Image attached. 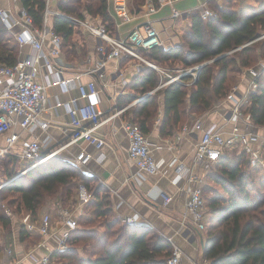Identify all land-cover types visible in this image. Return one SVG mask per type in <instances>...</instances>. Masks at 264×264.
Here are the masks:
<instances>
[{
    "label": "trees",
    "instance_id": "16d2710c",
    "mask_svg": "<svg viewBox=\"0 0 264 264\" xmlns=\"http://www.w3.org/2000/svg\"><path fill=\"white\" fill-rule=\"evenodd\" d=\"M18 1L32 17L33 25L40 27L45 0ZM95 1L59 0L57 8L81 18H85L82 13L85 10L87 15L98 16L101 19L98 23L110 21L111 26H106H110V32L115 34L108 0ZM231 1L210 2L209 7L215 15L206 18L193 10L188 16L189 28L181 43L138 49L149 61L168 68L161 73L144 64L130 80L134 92L143 97L137 100L140 96H128L120 100V107L137 100L126 110V117L138 123L145 134L159 117L160 105V134L170 135L185 125L190 113L211 109L216 101L229 93L230 72L255 65L252 63L257 56L252 45L264 33V2L260 8L233 9ZM141 2L139 7L145 0ZM50 26L62 39V52L67 56H85L86 49L80 47L77 52L73 41L76 28L73 21L56 15L51 17ZM18 52L14 35L0 19V64L13 65ZM176 62L184 68L202 65L193 73L182 74L177 80L168 82L169 75L180 73L172 68ZM256 83L257 87L248 92L241 110L252 125L264 127V69ZM3 157H9L7 163L10 165L6 169L0 166L1 171L5 172V179H10L0 187V193H17L18 206L32 222L38 221L42 205L50 196L59 194V205L65 207L76 200L80 184L90 194L84 213L77 218L78 226L71 232L70 247L52 255L59 264H167L171 254L168 240L147 226L128 224L116 217L105 187L88 180L81 166L68 159L51 157L14 177L17 158L7 154ZM246 160L243 153L223 150L214 170L206 175L217 186H208L207 181H203L205 185L201 184L203 197L204 191L211 193L204 198L208 211L202 253L208 264H264V193L258 192L254 185L250 187L249 176L244 170ZM0 228L3 231L1 250L2 241L10 242L12 235L11 216L2 210ZM72 244L76 249H71Z\"/></svg>",
    "mask_w": 264,
    "mask_h": 264
},
{
    "label": "crops",
    "instance_id": "0c3cea01",
    "mask_svg": "<svg viewBox=\"0 0 264 264\" xmlns=\"http://www.w3.org/2000/svg\"><path fill=\"white\" fill-rule=\"evenodd\" d=\"M212 1L218 4L222 3V0H176L172 4L161 5L157 11L150 14L146 12L145 6H141L139 10L137 8L130 9L132 19L128 22H122L114 16L111 0H108V11L114 21L116 36L123 37L134 26L149 20L159 31L161 45L170 47L180 43L179 37L181 35L179 33L181 22L178 20L179 16L173 15V9L181 13L180 17L184 23L183 20L187 19L193 10L199 11L202 5L209 7ZM238 1L245 4L247 2L246 0ZM58 2L59 0H52V6L57 7ZM251 4L253 3L250 2L245 6L257 8L263 3L256 0V3ZM0 8L10 9L15 14L22 7L18 0H0ZM75 27L73 37L78 31L86 33V45L81 41H74L77 52H79L80 47L86 49L85 56H67L61 50V54L54 59V62L58 67L63 68V76L65 77L80 74L78 80L80 82L91 79L96 81L100 91L99 108L102 111V122L96 128V133L104 139V145L97 149L83 139L71 142L73 128L69 125L68 114L63 106L56 107L55 103L56 101H67L71 97H75L78 95V91L76 87L62 91L60 87L54 85L47 90L48 103L45 111L48 120L47 127L41 128L39 125H31L26 129H22L16 126L14 130L19 133V138L8 152H4V148H6L5 138L8 134H0V157L6 154L12 155L19 161V153H21L25 144L34 139L40 142L42 153L50 155L49 158L60 157L74 162L72 158L79 151L84 150L90 153L92 159L89 163L79 166H81L82 172L87 175L88 180L102 184L105 187L116 217L122 219L125 216L137 214L136 224L147 226L165 238H171L183 251L181 264H208V260L204 259L202 253L204 229L199 230L188 222L186 224L182 223L188 192L195 183L189 181L188 176L182 177L177 183H173V178L179 170L186 171L187 169L189 174L196 175L203 183L211 166H204V163L195 157L200 131L185 132L183 127L185 125L191 126L195 121H200L204 128L214 126L223 135H228L231 131L229 109L232 107L229 95L235 93L239 97H245L252 90L250 82L253 77L248 68L235 73L230 72L231 89L229 93L210 110L202 114L190 113L185 125L182 128L180 126L181 129L174 130L170 135L160 134L162 115L160 105L158 109L159 117L156 118L150 131L146 134L150 142L151 153L159 163V169L152 174L142 173L140 175L135 161L128 156V138L122 128L123 121L127 119L126 110L137 100L135 99L136 101L126 103L121 107L119 103L120 100H124L128 96H134L135 92L131 87L130 80L144 64L134 58L121 57L105 62L102 77L85 74L84 71L93 67L96 61L99 60L95 51L97 38L81 27ZM14 31L16 32L18 29L16 28ZM21 50L23 53L32 52L31 48L26 45ZM256 69L258 70V77L264 69V63ZM78 102H85V100L79 99ZM237 123L240 129L257 133L260 136V141L253 143L248 149L243 145L236 144L227 147L226 150L230 152L234 148H238V151L234 150V152L244 154L247 159L244 170L246 172L249 170L247 175L250 174L254 182L255 176L258 175V183L255 184L258 190L264 193V179L260 177L264 173V161L261 159L262 161H259L260 163L257 166H252L254 164L250 162L251 157H253L250 148L254 151L257 147H263L264 145V127H256L252 124L246 125L241 120H238ZM100 154H103V157L98 161L96 157ZM252 170H255V173L253 171L254 175ZM262 176L264 178V175ZM164 194L171 197L167 204L163 201ZM71 208L74 216H78L77 218L84 213V209ZM45 209H42V211L49 212L51 215V234L46 239L49 251L42 245L39 233L35 229H29V225H35L38 221L32 222L29 215L26 214L13 226L10 242L9 240L7 242L2 241L0 264H36L43 254L50 252L51 256L54 255L57 251L55 238L56 235L61 233L63 223L58 212L54 211V206ZM42 211H40L38 218L44 213ZM187 220L189 221L190 217ZM20 230L24 232L20 234ZM74 248L76 249V246L72 244L71 249ZM79 253L84 257L82 251L79 250ZM54 258L57 257L54 256Z\"/></svg>",
    "mask_w": 264,
    "mask_h": 264
},
{
    "label": "built area",
    "instance_id": "2783aa9c",
    "mask_svg": "<svg viewBox=\"0 0 264 264\" xmlns=\"http://www.w3.org/2000/svg\"><path fill=\"white\" fill-rule=\"evenodd\" d=\"M174 1L176 0H145L143 6L146 7V12L150 14L157 11L161 5L172 4ZM111 4L116 18H119L122 22H128L132 19L128 0H111ZM199 12L202 18L215 15L214 11L207 5H202ZM56 15L70 19L75 26L81 27L97 38L95 51L99 60L96 61L93 67L84 71L85 74L102 77L105 62L126 56L165 73L157 64L146 59L138 51L140 48L148 50L161 44L159 31L152 21L146 20L142 24L134 26L125 36L119 37L112 34L104 23H92L87 18L67 14L57 7L54 8L52 0H45L43 21L40 27L33 25L32 17L23 8L15 14L10 9L0 8V19L6 29L12 32L20 49L17 61L13 65L0 64V134H8L5 138L6 148H4V152H8L19 138V133L14 130L16 126L22 129H26L31 125H39L41 128L47 127L48 120L45 116L48 103L47 90L54 85L60 87L62 91H67L71 87H76L78 91V95L75 97H71L67 101H56L55 103L56 107L63 106L68 114L69 125L73 128L71 142L83 139L97 149L104 145V139L96 133V128L102 122V111L99 108L100 91L96 81L91 79L80 82L78 81L80 74L65 77L63 76V68L58 67L54 62V59L61 54L62 50V39L50 26L51 17ZM173 15L178 17L181 13L173 9ZM16 28L18 31L15 32ZM25 45L29 46L32 52L23 53L21 49ZM197 68L198 65L193 68H186L175 76L169 75L168 82L177 80L182 74L193 73ZM248 70L253 77L250 82L251 89H255L257 87L258 70L254 67H250ZM246 98L247 95L245 97H239L235 93L229 95L232 102V107L229 109L231 131L226 136L214 126L204 128L200 121H195L191 126L185 125L183 127L185 132L200 131L195 157L197 160L202 161L204 166H213L221 156L222 151L227 147L239 144L248 149L253 143L260 141V136L257 133L242 130L237 123L238 120H241L246 125L251 124L249 118L241 110V105L246 101ZM79 99H84L85 102L79 103ZM139 99L141 97L137 100ZM122 128L128 138V156L135 161L138 174L157 172L159 163L154 159L147 135L141 130L138 123L126 119L122 123ZM250 150L253 155L250 162L254 164L260 159L263 148L259 146L254 151L252 148ZM49 157L50 155L42 153L40 142L37 139L28 142L19 153V158L25 163V167L18 175L44 162ZM102 157L103 154H100L96 159L99 161ZM72 159L74 163L83 166L89 163L92 155L82 150ZM182 171V169L179 170L174 176L173 183H177L184 176H188L189 181L195 183L188 192L182 223L186 224L188 222L197 229L203 230L205 228V200L201 189L202 182L196 175L189 174L187 169ZM6 182L8 181H4L0 173V187ZM163 197L165 204L171 200V197L165 194ZM89 200L90 194L85 186L80 184L75 202L65 207L58 206L60 207L58 214L62 219L63 229L55 238L57 250L70 247L68 240L71 232L78 226V216H74L71 207L84 209ZM188 217H190L189 221L187 220ZM122 220L128 224H136L137 214L125 216ZM29 229H35L39 233L42 245L49 251L46 239L51 234L50 213L44 212L35 225H29ZM166 239L171 245V254L167 259V264H181L182 249L171 238L166 237ZM36 264L59 263L53 259L50 252H47Z\"/></svg>",
    "mask_w": 264,
    "mask_h": 264
},
{
    "label": "rangeland",
    "instance_id": "374dc122",
    "mask_svg": "<svg viewBox=\"0 0 264 264\" xmlns=\"http://www.w3.org/2000/svg\"><path fill=\"white\" fill-rule=\"evenodd\" d=\"M82 1H86V0H81V2ZM87 1H90V2H96L95 0H87ZM142 0H128V7H129V9H138V7H139V3H142L141 2ZM247 2H246V4L245 3H239V1L238 0H232L231 1V3H230V6H232V8L233 9H236V8H239V7H246L245 5H247L248 3H256V0H246ZM259 1H261L262 3L264 2V0H259ZM253 4H251V5H253ZM261 7V5L260 6H257V8H260ZM82 13L84 14V16H85V18H87V19H89L92 23H98V22H100L101 21V19L98 17V16H90V15H87V13H86V11L85 10H82ZM178 20H179V22H181L179 25L181 26V30H179V33H181V35H180V37H179V39H180V43L182 42V40H183V37H184V35L187 33V31H188V28H189V18H187V19H185V20H183L184 21V23L182 22V19H181V17L179 16L178 17ZM105 25H110V21H108V22H105L104 23ZM111 26V25H110ZM110 26H108L107 28L108 29H110ZM77 30V29H76ZM85 34L86 33H82V32H77V34L76 35H74V37H73V41H78V42H80L81 41V43H84L85 45H86V38H85ZM80 45V44H79ZM252 47H253V49H254V52H255V54H256V56H257V58H256V60H255V62H253L252 64H255L254 66H251V67H258V66H261V64H263L264 63V33L257 39V41L252 45ZM143 56V55H142ZM199 66V64H192L191 66H188L187 68H190V67H196V66ZM162 70H164L165 72L168 70V68H167V66L166 65H158ZM172 68H173V70H175L174 72H176V73H178V72H182V71H184L185 69H186V67L184 68L183 67V65H181L180 63H178V62H176L175 64H174V66H172ZM172 68H171V70H172ZM177 70V71H176ZM173 72V73H174ZM231 89V88H230ZM134 96H136V93L134 94ZM143 97L142 96V94H137V97ZM221 100V99H220ZM220 100H218V101H220ZM218 101H216L215 103H214V105L218 102ZM214 105H213V107H214ZM210 110V109H209ZM208 111V110H207ZM206 112V111H205ZM204 113V112H203ZM198 114H202V112L201 113H198ZM234 150H237L238 151V148H234ZM233 150V151H234ZM263 150H264V147H263ZM230 152H232V151H230ZM8 158L9 157H3L2 156V158L0 159V166H2L3 165V167L5 168V167H7V168H9V163H7L8 162ZM264 161V152L262 151V155H261V157H260V159L258 160V161H256L255 163H254V165H252V166H257L260 162L259 161H262V160ZM25 167V164L21 161V160H19V161H17L16 162V166H15V173H14V177H16V176H19L18 175V172H20L23 168ZM214 166H211L209 169H208V171H213L214 170ZM245 168V167H244ZM1 167H0V172H1V176H2V178H3V180L5 181V180H7V178L5 179V172L2 170L1 171ZM6 169V168H5ZM252 169H255V168H252ZM253 171H254V173H255V170H252V173H253ZM248 173H249V170L247 171ZM247 172H246V174H247ZM254 173H253V175H254ZM262 175H264V173L262 174ZM260 176L261 177V179H264L263 178V176ZM248 183H249V185H250V187L252 186V185H254V186H256V188H257V185L255 184V183H258L257 181L259 180L257 177H258V175L257 176H255V182L252 180V178H251V175L250 174H248ZM8 179H10V178H8ZM204 181H207V185L209 186V184L210 185H213V186H217V185H215L214 183H212L210 180H208L207 178H205V180ZM264 181V180H263ZM251 182V183H250ZM7 183V182H6ZM203 185H205V182L203 183ZM262 185V184H261ZM212 187V186H211ZM263 187H264V185H263ZM255 190V189H254ZM257 190H258V188H257ZM257 190H255V192L257 191ZM264 190V189H263ZM258 192H260V190H258ZM210 192H208L207 190L206 191H204V198L205 199H207L206 197H208V196H210ZM17 196V193H15V192H10V191H4V192H1L0 193V207H1V210H2V212H5L7 215H9V216H11V231H12V228H13V226L14 225H16V223H18L20 220H21V218H23L26 214L20 209V206H18V199H15V197ZM13 199V200H12ZM60 197H59V194H56V195H53V196H50V197H48V198H46V201H45V203L42 205V208H41V210L40 211H42V209H48V208H50V207H53L54 206V211H56V212H58V210H59V208L60 207H58L59 206V201H60ZM59 200V201H58ZM9 201H11V202H9ZM206 203H207V201L205 200V204H204V213H205V217H204V224L206 223V216H207V214H206V212L208 211V207L206 206ZM18 209V210H17ZM45 209V210H46ZM0 210V211H1ZM42 212H44V211H42ZM2 235H3V231H2V229L0 228V237H2Z\"/></svg>",
    "mask_w": 264,
    "mask_h": 264
},
{
    "label": "water",
    "instance_id": "95a60500",
    "mask_svg": "<svg viewBox=\"0 0 264 264\" xmlns=\"http://www.w3.org/2000/svg\"><path fill=\"white\" fill-rule=\"evenodd\" d=\"M201 65H202V64H201ZM201 65H199V66H201ZM199 66H198V67H199ZM185 74H186V73H185ZM187 74H188V73H187Z\"/></svg>",
    "mask_w": 264,
    "mask_h": 264
}]
</instances>
